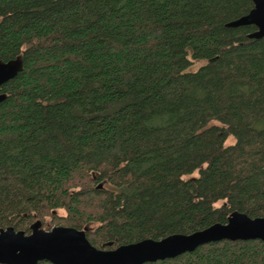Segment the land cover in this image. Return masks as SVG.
Wrapping results in <instances>:
<instances>
[{
  "label": "trees",
  "instance_id": "16d2710c",
  "mask_svg": "<svg viewBox=\"0 0 264 264\" xmlns=\"http://www.w3.org/2000/svg\"><path fill=\"white\" fill-rule=\"evenodd\" d=\"M251 6L0 0V59L23 55L0 85V227L50 217L110 248L264 215V36L227 25ZM141 264H264V240Z\"/></svg>",
  "mask_w": 264,
  "mask_h": 264
},
{
  "label": "water",
  "instance_id": "95a60500",
  "mask_svg": "<svg viewBox=\"0 0 264 264\" xmlns=\"http://www.w3.org/2000/svg\"><path fill=\"white\" fill-rule=\"evenodd\" d=\"M246 24L255 26L248 36H264V0H252L246 13L227 22L231 26ZM22 68V54L0 59V85ZM5 97L6 93L0 91V101ZM255 238L264 240V215L250 216L239 210H232L225 222L216 221L192 232L145 237L110 248L92 244L85 228L65 224L45 228L37 218L30 223L29 232L12 225L0 227V263L35 264L47 260L53 264H141L174 257L211 241Z\"/></svg>",
  "mask_w": 264,
  "mask_h": 264
},
{
  "label": "rangeland",
  "instance_id": "374dc122",
  "mask_svg": "<svg viewBox=\"0 0 264 264\" xmlns=\"http://www.w3.org/2000/svg\"><path fill=\"white\" fill-rule=\"evenodd\" d=\"M201 63H204V60H194L190 66V68L195 69L196 67H198ZM214 123H217V121H212ZM234 141V137L229 135L226 139L225 143H231ZM194 174H196V172H194ZM59 213L64 214L63 209H59L58 210ZM46 222L49 225V227H45V228H50L53 225H56V223H53V221L50 220V217H46ZM42 226H43V222H42ZM44 227V226H43Z\"/></svg>",
  "mask_w": 264,
  "mask_h": 264
}]
</instances>
